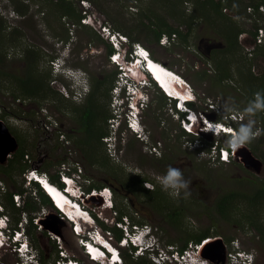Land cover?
Returning a JSON list of instances; mask_svg holds the SVG:
<instances>
[{
  "label": "rangeland",
  "instance_id": "rangeland-1",
  "mask_svg": "<svg viewBox=\"0 0 264 264\" xmlns=\"http://www.w3.org/2000/svg\"><path fill=\"white\" fill-rule=\"evenodd\" d=\"M76 1L83 16L84 7L81 2ZM238 1L242 6H248V15L245 14V9L240 13V10L229 8L225 13L227 17L220 19L232 22L245 31L240 39L243 40V44L240 41L242 48H236L231 55L222 52L218 54L215 51L207 55L206 44L227 43L215 29V25L210 24V19L198 18L191 33L186 25H182L184 32L189 33L188 43L179 38L173 46L165 47L155 40L153 27L150 26V21L145 19L146 15H153H141L143 10L154 3L155 10L160 15L172 25L178 26L180 20L176 17H182L183 10L188 14L196 13V6L191 2L184 5L180 3L176 11L170 8L173 4H166L164 0H88L91 15L96 23L107 22L120 34L124 33L118 26L126 30H133L135 26V41L151 51L154 59L165 63L191 84L197 95L194 104L196 110L207 111L209 116L217 120L237 112L244 121L242 112L222 113L221 106L227 102L234 103L238 109L243 108L249 96L248 84H251H245L244 78L248 77L251 82L259 83L252 79V75L259 78L264 74V50L254 46L251 34L255 24L264 27V14L263 19L258 20L259 16L254 15V9L249 7L252 0ZM23 2L24 0H0V21L7 25L3 31L7 40L0 44L1 52L6 54V57L2 56L3 62L0 63V72H4L3 77H0V118L4 111L8 112V116L2 119L19 144L17 151L8 161L4 165L0 164V191L6 207L5 212L13 227L17 225L15 221H19V218L24 222L25 218L30 219V216H38L44 209L49 210V219L45 221L46 229L61 232L63 247L69 251L71 257L82 261L83 264H91L87 256L79 253L75 234L66 229L70 224L60 219L49 209L50 206L41 203L32 182H28L24 175L30 169H39L49 177H59L63 160L71 164L78 161L84 169L78 183L83 185L85 193L80 197L75 188L72 198H80L84 206L82 208H88L95 217L96 226L111 230L115 238L117 234L114 228L117 227L115 223L119 219L120 211L117 206L114 211L104 209V200L92 194L93 185L112 190L114 203L117 201L119 208L127 212L125 216L132 221V225L151 227L150 234L155 236V241L160 247L154 250L155 257L160 252L171 249L169 247L174 250L183 249L191 236L208 230L211 237L222 238L226 245L239 246L241 250L252 253L257 264H264V200L258 206L251 205V199L264 187V169L244 165L240 150L237 157L241 159L231 163L210 161L207 155L210 142L219 141L222 145L226 143L227 137H216L199 129L195 134L187 132L172 113L174 104L168 98L164 100L162 92L155 86L147 90L150 104L141 117L147 133L145 141L132 133L124 120L113 124V88L118 78V68L109 58L107 40L93 28L94 26H84L69 17H62L61 8L52 0H25L28 11L21 14L17 5ZM9 38L12 40H8ZM31 52L33 54H30ZM29 59L37 62L35 66L39 70L38 74L51 73L50 87L68 98V101L62 100L61 97H58L61 102L15 98L14 94L18 93L15 78L27 76L30 69ZM221 59L227 65L233 61L231 66L228 65L231 67L232 77L219 83L216 80V65L218 60L222 63ZM55 61L60 65L65 64L63 68L66 74H61L62 67L58 73L53 71L51 62ZM69 70L84 71L87 78L83 76L77 80V74L70 73ZM76 82L84 86V89H91V95L84 96L82 100H75L72 87L76 86ZM98 85L103 91L98 94L100 111L103 116H108L107 122L103 119L100 124L108 131V136L113 137L112 143L107 136L102 139L101 144L96 143V140L94 142L92 136L85 131L75 132L83 123L79 114L89 103L87 101L93 98ZM109 88H112V91L108 92ZM210 103L216 106V110L209 107ZM50 118L56 121L57 129H45L43 123ZM243 121L230 122L237 128ZM260 121L256 116V128L260 134L246 146L262 162L264 168V123ZM86 128L88 130L87 126ZM92 143H95V146ZM23 149L26 154L24 160L19 161L24 165V169H15L18 166L20 168V165L13 164L15 167H12V163ZM169 166L182 169L185 178L191 181L188 189L190 194L181 192L179 196L174 197L162 190L158 177L163 175ZM6 169L11 173H6ZM143 178H149V181L141 185L140 180ZM146 184L148 187H154L153 191L158 190V193H145L143 188L148 189ZM9 193H13L14 202L16 195L22 196L20 203L15 204L24 209L13 210L7 199ZM231 193L238 196L236 204L227 215H223L218 209L219 203ZM27 202L36 206L35 210L28 211ZM82 212L85 215L79 218L80 224L90 219L88 212ZM8 226H11L9 222ZM29 227L31 234L28 241L39 254V258L47 264H55L58 254L48 233H39L38 228L31 227V224L25 228ZM192 243L196 242L190 240L187 247ZM5 250L0 251L3 264H17L18 255L9 249ZM122 252L123 257L126 256L124 264H156L146 254L141 257L131 255L129 250ZM199 260V264L204 263Z\"/></svg>",
  "mask_w": 264,
  "mask_h": 264
},
{
  "label": "clouds",
  "instance_id": "clouds-1",
  "mask_svg": "<svg viewBox=\"0 0 264 264\" xmlns=\"http://www.w3.org/2000/svg\"><path fill=\"white\" fill-rule=\"evenodd\" d=\"M85 1L88 2V0H79V2L82 3L83 7L84 8L86 7L90 12L91 6H89V2L84 4L83 2H85ZM262 7H264V6H262ZM90 14H91V12H90ZM92 17H94V16L92 15ZM86 26H91V27L94 26L93 28H96L95 23H93V22L89 23ZM97 31H99V30H97ZM100 31H99V33H100ZM241 38H243V34L241 35ZM104 39L107 40L108 45H111L109 43L108 39H106L105 37H104ZM120 42L122 44L119 47H113L111 45L113 47L114 51L109 54V56L115 55V57L117 58L116 61H112L111 59L110 60H111V63L118 68V71H117L118 78H117L116 84L113 88V91L115 93H113L114 94V100H113V112L114 113L112 116V120H116L115 122H117L119 120H122V121L124 120L127 128L132 133H134L137 137L139 134L140 137H138V138L141 139L142 141H145L146 140L145 136L147 135V133H145L141 117H142L143 113L146 112V110L148 109L149 104H150V96L147 94L148 88H152L154 86L156 88H158L159 91H161L162 94L166 98L171 99L173 101L174 108L175 109L177 108V110H180V111L182 110V108L186 104L193 106L194 103L197 101V95H196L195 91L192 89L191 84L189 85V82H187V79L185 77H183L181 74L174 71L173 69H170L172 71L171 72L172 73V76H171L172 79L170 81H172L176 87L183 88L184 91L189 92L191 94L186 95V96H188V98H184L183 96L177 97L176 94H172L171 92H169V90L166 89L162 85V83L159 82V80L153 74V72L149 66V62H150L151 58L154 61H158V62H161V61L154 59L151 51H150V53L149 52H145V53L143 52L141 55H136V53L133 51V49H134L133 43L131 45V42L124 41L121 38H120ZM130 45H131V49L129 51L128 48ZM148 55H150V56H148ZM138 60H140L139 65L137 64ZM64 65L65 64H63V65L61 64V67H62V70L60 71L61 74H66L65 68H63ZM136 65H138V66H136ZM140 71H142L147 77L143 83L142 82L140 83L136 77V72H140ZM69 72L70 73L73 72V74H77L76 75L77 80H79L80 77L83 78V76L84 77L86 76L85 78H87V75L84 71L69 70ZM75 85H76L75 86L76 90L82 92L85 97H87L90 94L91 89H89L88 87L84 89V86H81V84H79L78 82H76ZM169 85L170 84H168V87H169ZM115 87L117 88V90H115ZM129 93L133 94L135 96L130 95ZM131 96H133L134 99L130 102ZM136 97L138 99L137 102H135ZM178 102L180 103V107H177ZM221 110H222V113H230V112H234V111H240L244 115V121L236 128V130L231 135H229L227 137V140H226V147H228L230 150L236 151L238 148L245 146L246 144L250 143L257 135L260 134L259 130L256 128V116L258 113H264V92L255 93L254 98L252 100H250L243 108L238 109L234 103H227L226 102L221 106ZM0 119H2V118H0ZM130 122L132 123L134 128L131 125H129ZM212 130L213 131L216 130L215 124H213ZM107 137H108V139H110V143H112L113 137H111V136H107ZM105 142H106V140H105ZM41 172L42 171H40L39 169H36V171L33 173V181H32L33 187L35 184L44 185L43 183H41L39 181V179H41L40 176H42ZM45 181H49L50 183L55 184L56 187L60 188L63 191L67 190L71 187L78 188L79 187L78 185L80 184V183H78V180L75 181L74 179H72V180L68 179L67 181H65L64 179H62L61 174H59V181L61 182V185L52 182L50 180L49 176L45 177ZM158 182H159L162 190L168 192V194L171 196H174V197L179 196L181 194V192H183L185 195L190 194L188 189H189V185H190L191 181H189L188 179L185 178L184 173H183L181 168L169 166L167 168V170L163 173V175L158 177ZM42 185L41 186L39 185V186L44 188V186H42ZM146 186L148 189H151V190L154 189V187L153 188L148 187L147 184H146ZM91 189H93V191H94L92 193L93 195L100 196L101 198L103 197V195L100 194V192L103 191V189H101V188L100 189L91 188ZM104 189H105V191H107L106 188H104ZM111 191H107L109 194V196H108L109 198L112 197ZM113 201H114V199H113ZM75 204L80 208V210L84 211V209L80 205H78L77 203H75ZM0 205L2 206V208H0V217H2L4 214H6V212H5L6 207L4 205V202L2 201L1 193H0ZM115 207H116L115 203L113 202L112 205L109 203H106V204L104 203L103 208L107 209V210H111V211L113 210L114 211ZM75 210L77 212H79L76 208H75ZM88 211H89L88 213H89L90 219L88 221H83L84 224L83 223H81V224L89 226V229H94L95 227L100 229L101 232L104 234V239L101 241L95 240V242H94V240L90 239V237L86 234V231H85V233H74L73 232V234H75L76 239H77V247H78L79 253L81 255H83V254L84 255H92V257L94 259H97V258H95L93 253H91L92 251L90 252L91 247H94L97 250H99V247L96 246V244H98L99 246L102 245L101 243L103 241H105V235H106V232L108 230L97 227L95 217L92 215V213L89 209H88ZM60 212L62 214H64V217L66 216L65 217L66 222L70 224V226L66 227V228L72 229V226H74L77 222L75 220H73L72 217H70L69 215H65V213H64L65 211L61 208H60ZM79 215H80V212H79ZM119 220H121V219H119ZM131 222L132 221H130V220L126 221V223H128L129 225L132 224ZM9 223L11 225V228H13L12 221ZM117 223H118V221L115 223L117 228L119 230H121L120 229L121 227H119ZM8 227H9L8 222H6V224L4 225V230H6ZM136 232H137V235L139 236V238H141V240L135 242V244L138 246H142V248L145 251L151 252L152 254H155L156 251H153L152 247H155L156 249H158L160 247L157 245V242L155 241V236L150 234L151 231L145 229L144 227H140L139 229L136 230ZM121 233H122V231H121ZM10 234L12 236L13 232H11ZM80 236H82V237H80ZM122 236H123V233H122ZM122 236L120 238L119 237H116V238L121 242ZM1 239H3V241L6 242V240L4 238H0V240ZM127 239H128L127 242L122 243L123 245L134 243V242H132V240H130L129 237ZM208 239H206V240H208ZM20 240H21V237L18 236V240L15 242H18ZM84 240H86V241H84ZM119 241L116 243H120ZM0 243H2V242L0 241ZM233 247L234 246L231 245V249H233L234 251H237L240 249L239 247H234V248ZM68 253H69V251H68ZM63 257L64 258H62V259H61V257L60 258L58 257V258L62 262L67 261L70 258H72L71 254H65V256H63ZM102 257H107L109 261L111 260L113 262V264L115 263L114 259H116V255L114 256L113 259L110 257V255H107V256L102 255ZM167 261L174 263V260L170 259V258H167Z\"/></svg>",
  "mask_w": 264,
  "mask_h": 264
},
{
  "label": "trees",
  "instance_id": "trees-1",
  "mask_svg": "<svg viewBox=\"0 0 264 264\" xmlns=\"http://www.w3.org/2000/svg\"><path fill=\"white\" fill-rule=\"evenodd\" d=\"M29 1V0H27ZM171 4H173L170 8H173V10L177 11V6L181 3L182 5L186 4V3H193L196 9V13H191L188 14V12H184L183 10V14L182 17H176L177 19L179 18L180 20V24L178 26H174L171 23H169V21L162 15L159 14V12H157L155 10V5L153 3L152 6H148L145 10H143L141 13L142 17L145 15V13H150L153 16L151 17L150 15H146L145 19H148L150 21V26H152L153 30L152 32H154V38L157 42H159L160 38L162 37V35L164 34H168L169 36H171L172 34H176L178 37L177 39L179 40V38L182 40V42L184 41L185 43H188L189 40V33L192 32V29L195 25V23L197 22L198 18H203L205 17L206 19H210V24H212L213 26L215 25V29L218 30L220 32V34L222 35V37L225 39V41L227 42L225 44L226 48L222 49V50H215V53H224L225 55H231L233 53V51L237 48H242L241 46V42L243 44V41L240 40L241 35L244 34V30L241 28H238V26L234 25V23L232 22H228V21H222L220 18H225L224 16H226V12L228 11L229 8L234 9L235 11L240 10V13H242L245 9V14H247L246 10L247 7L242 6L241 2L239 3L238 0H164ZM52 2L59 8H61L62 11V17H69L71 20L77 22V23H81V12L79 11L78 7H77V1L76 0H52ZM79 2V0H78ZM168 5V6H169ZM264 6V0H252L250 3L249 7H252L251 9H254V15H258L259 17L257 18L259 19H263V13L260 11V7ZM17 10L19 13L21 14H25L26 11H28V6L24 0L23 3L18 4L17 5ZM175 8V9H174ZM243 8V9H242ZM171 10V12L173 11ZM186 10V9H185ZM175 11V13H176ZM187 11V10H186ZM185 13V14H184ZM189 15H187V14ZM248 15V14H247ZM227 17V16H226ZM182 25H186L187 29H188V34L184 32ZM7 27V25H4V22L0 21V44L3 43V41L7 40L6 36L4 35L3 31L5 30V28ZM135 27V26H134ZM133 27V30H134ZM263 26L259 25V24H255L254 26V31L251 32L252 34V38H253V43H255L254 39L256 38L257 34H258V30L259 28H261ZM118 29H120V31H123L124 34H126V36L129 37V39L131 38V43L136 42L135 37H134V32L133 30L129 29L126 30L124 27L122 26H118ZM7 35V34H6ZM11 38H9L8 40H10ZM12 40V39H11ZM177 41V40H176ZM241 41V42H240ZM176 43V42H175ZM256 48H262L264 50V45H260V46H256ZM2 51V47L0 48V63L3 62L2 56L4 55L6 57V54H4ZM114 51L113 47L111 45H108V52L109 54L112 53ZM257 52V51H256ZM231 53V54H230ZM30 54H33V52H31ZM264 54V53H263ZM153 55V53H152ZM154 57V56H153ZM227 57V56H225ZM231 57V56H230ZM229 57V58H230ZM213 59V58H212ZM215 60V59H213ZM222 63L219 62V60L217 61V65H216V75H217V82L221 83L225 80H229L232 77V70H231V64L233 63V61L229 62L230 66L227 65V63L224 62L223 59ZM37 62H35L34 60H30L29 59V64H30V69L29 72L27 74V76H19L16 77L15 80L17 82L16 84V89L18 90V93L14 94L15 98H27V99H32V100H38L39 102L42 101H58L61 102L60 99H58V97L62 100L68 101V98H65L62 94H60L59 92L55 91L54 89H52L50 87V77H51V73L49 74H42V73H37V71H39L37 69V66H35ZM250 74L252 75V70L251 68L249 69ZM4 74V72H0V77ZM9 78H12L11 76L7 75ZM7 76H4V78L6 79ZM50 76V77H49ZM3 77V76H2ZM1 77V78H2ZM0 78V79H1ZM252 79L257 80L259 83H257L256 81H250L249 78H244V80L247 82H244L245 84H248V94L249 96H247L248 100L247 103L252 100L254 98V94L257 92H264V74L262 76H260L259 78L254 77V75H252ZM102 82H100L101 84ZM96 92L97 94H95L96 92H94V96H92L93 98L89 99V103H92V107H93V114L91 115V119H89V122L87 123V117L84 118V128H86V126L88 125V134L91 137V139H93V141L96 143L97 142H103V138H105L106 136L109 135L108 131L105 130L103 128V126L100 124L101 121L107 122L108 120V116H103L100 108L99 107V93L103 92L101 91V86L98 85L96 87ZM112 91V88L108 89V92ZM164 96V95H163ZM58 99V100H56ZM164 100H166L167 98L164 96L163 98ZM65 106V105H64ZM63 106V107H64ZM194 106V105H193ZM87 110V108L85 107L82 111ZM92 111V110H91ZM86 115V113H85ZM6 116H8V112L4 111V113L2 114V118H5ZM257 117L262 121V123H264V113H258ZM104 119V120H103ZM93 120H94V127H93ZM260 121V122H261ZM94 128V129H93ZM185 133V132H184ZM91 142V141H90ZM89 142V143H90ZM215 141L210 142V144H214ZM102 144V143H101ZM93 146H95V143L93 144ZM26 154V150H22L21 153L19 155H17V159L13 161L12 163V167L13 164L20 165L18 167H15V169H24V165L21 163L20 164V159L24 160ZM65 161V160H63ZM62 161V162H63ZM95 161V160H94ZM235 161V160H234ZM15 162V163H14ZM6 173H11L8 171V169L5 170ZM149 178H143L140 180L141 185H143L142 183L149 181ZM50 180L56 184H60L61 182L59 181V177H55V176H51ZM63 185V184H62ZM35 189H36V194L37 196H39V199L41 201V203L43 205H48V206H52V201L49 198V196L43 191V189L38 185L35 184L34 185ZM92 188H99V186L97 185H93ZM143 188V187H142ZM144 192L147 193L148 195L150 194H157L158 190L153 191L151 189H145L143 188ZM116 191V190H115ZM1 193V191H0ZM117 194V191L115 192ZM7 199H8V203L9 205L13 208V210L15 211H19L23 208L17 207L14 200H13V193H9L7 195ZM237 195L231 193L230 195L225 196L221 202L219 203L218 209L220 210V212L223 215H227V213L229 211H231V209L234 207V205L236 204V199H237ZM262 200H264V187L262 189V191H260L258 194H256V196L254 198L251 199V205L254 206H258L260 205V203L262 202ZM30 202H27V206L26 209L28 211L31 210H35L36 206L30 205ZM118 202H115V206L118 207L119 211H120V216L119 219H121L122 217H124L125 215H127V212L124 211L123 209H120L118 206ZM25 212V211H24ZM175 214H178V212H175ZM174 214V215H175ZM180 214V213H179ZM16 220V218H14ZM18 225V222H20V218L19 221H15ZM15 225V226H17ZM35 227L33 225V222L31 220V227ZM29 235L31 234V230L30 227L27 228ZM117 237H121L122 233L121 230H119L117 227L114 228ZM118 231V232H117ZM120 232V233H119ZM210 232L207 230L206 232H203L199 235H194L193 237L191 236L190 240L194 241L196 243H201V241L207 237H209ZM189 239L186 241L183 249H185L187 247L188 242L190 241ZM55 249H57V246H54ZM124 258L126 260V256L124 255Z\"/></svg>",
  "mask_w": 264,
  "mask_h": 264
},
{
  "label": "built area",
  "instance_id": "built-area-1",
  "mask_svg": "<svg viewBox=\"0 0 264 264\" xmlns=\"http://www.w3.org/2000/svg\"><path fill=\"white\" fill-rule=\"evenodd\" d=\"M84 4L88 3V2H83ZM261 11L264 14V7H261ZM95 23V25L100 27V34L105 37L106 39H108L109 43L113 46V47H119L122 43L120 42V38L123 39L124 41H130L129 37L124 35V34H120L118 32H116L113 27H111L110 25H108V23H103L101 21H98L96 23V21L94 20V18L92 17V15L90 14L89 10L85 7L83 10V16L81 19V23L84 25H88L89 23ZM120 37V38H119ZM177 35L176 34H172L171 36H169L168 34H164L162 35V37L160 38L159 42L160 45L165 46V47H171L175 44L176 40H177ZM255 43L254 46H260V45H264V27L259 28L258 30V34L256 36V38L254 39ZM134 49L133 51L136 53V55H141L143 52H149L150 51L144 47L140 42H134ZM253 55V54H250ZM115 57V55L109 56V58L112 61H116V59H113ZM163 66H166L167 68H169L165 63L160 62ZM52 66H53V71L58 73L59 69L61 68V65L59 62L55 61V62H51ZM171 69V68H169ZM188 82V81H187ZM190 85V83H189ZM72 91H73V97L75 100H82V98L84 97L83 93L80 91H77L75 86L72 87ZM193 89V88H192ZM115 90H117V88L115 87ZM67 95V93H66ZM70 97V96H68ZM133 96L130 97V102L133 100ZM171 101V103L173 104V101L171 99H169ZM195 104V103H194ZM144 105V104H143ZM177 107H180V103L178 102ZM209 107L212 110H216V106L213 105L212 103L209 104ZM172 109L174 111H172L173 115H175V117L178 119L181 127H183L187 132H190L191 134H195L196 130H202L201 132H205L207 134H211L214 135L216 137H220V136H226L228 137L229 135H231L236 128L234 127V125L230 122L231 120H233V122H241L243 121V117L240 116L239 113L234 112L231 113L230 115H227L224 119H214V117L209 116L207 113V111H202V110H196L195 106H191V105H184V107L182 108V110H177V108L175 109L174 107H172ZM207 112V113H206ZM219 113V111H216ZM113 124L115 123L116 120H112ZM44 127L46 130H53L54 128L57 129V123L56 121H54L53 119H49L44 121ZM213 124L216 125V130L213 131L212 127ZM129 125H131L133 128L134 126L132 125V123L130 122ZM138 137H140V135L138 134ZM216 143V144H215ZM246 146V145H245ZM244 147V146H242ZM154 149H157L156 147H154ZM237 151V150H236ZM236 151L230 150L228 147H226V143L225 144H220L219 141L214 142V144L210 145V148L207 151V155L209 157V160L215 163H231L232 161L237 159L236 156ZM83 166L81 165L80 162L76 161L73 162V164L67 162L66 160L61 162V167H60V174L62 179H64L65 181L72 180L74 179L75 181H77L79 179V177H81L83 175ZM36 171V169H31L29 171H27L25 173V176L28 178V182L33 181V173ZM41 175L46 177L48 176L47 173L45 172H41ZM43 183V182H41ZM79 187L77 188V195L82 197V195L85 193L84 187L83 185L79 184ZM149 186V185H148ZM21 195L18 194L16 196L15 202L16 203H20L21 201ZM52 201V200H51ZM58 204L57 202H55V205L52 202V206L49 209H52L57 216L62 219L64 222H66V219L64 217V215L60 212V207L57 209ZM0 208H2V206L0 205ZM22 208V207H21ZM46 209H44V211H42L38 216H30L29 218H25L24 222L21 219L20 222L18 223L17 226L11 228L8 227L6 230H4V225L6 224V222H11L10 217L7 214H4L2 217H0V238H4L6 240V242L3 241V239H1L0 241L2 243H0V251L3 249L6 250H11L12 252H14L15 254L18 255L17 264H47L43 259L41 260L39 258V254L35 251L34 247L32 246V244L30 243V241H28V237H29V233L26 227V225L31 224V220L33 222V225L35 226V229L38 228L39 233L42 234H46L48 233L49 239H51L52 243L54 244V246H57L58 249L57 250V254L58 257L61 259L64 258L63 256H65V254H69L68 251L66 250L65 247H63V236L61 235V232H57L54 231L52 229H46V225H45V221H47L49 219V210L45 211ZM84 211L89 212L87 210V208L84 209ZM65 215H68L66 212H64ZM20 224V226H19ZM25 224V225H24ZM119 227L122 226V223L118 222L117 223ZM19 226V227H18ZM50 226V225H49ZM136 228H139L138 226H136ZM67 230H69L71 233H85L90 237V239H93L94 242L95 240H100L101 238L104 239V234L101 232L100 229L98 228H94V229H89V226L87 225H77V223L72 226L71 228H66ZM11 232H13V235L11 236ZM129 235V234H128ZM18 236L21 237V240L18 242H15L18 240ZM82 237V236H80ZM12 238V239H11ZM127 233L124 234L122 236V241L120 242L117 238H115V236H113L112 231L108 230L106 232L105 235V241H103L102 243L107 242L109 244V242H112L113 244H115L116 242H120V244L127 242ZM129 238H131L130 240H132L134 243L137 242V238L133 239L131 236H129ZM86 241V240H84ZM208 240L206 241H202L201 243H195V244H190L188 247H186L185 249H181V250H174L173 247H169L173 250L172 253L167 254L166 252L162 251L158 254V256H154L151 252H149L148 254L144 251V249L141 247L140 248V254H146L149 256V258H151L152 260H154L156 262V264H169L167 261V258L170 259H175L178 261H184L185 264H189V260L192 259L191 257L194 255H199L200 252H202V248L204 246V243H206ZM96 246L99 247V250L102 251L103 255H106L105 251H104V247L109 250V247H106L104 245L99 246L98 244H96ZM234 247H239V246H235V244L233 245ZM233 247V248H234ZM60 248V249H59ZM5 250V251H6ZM91 252V250H90ZM92 253V252H91ZM57 259L55 261V264H62V263H67V261H60V259ZM73 258V257H72ZM70 258V259H72ZM75 258V257H74ZM112 259L114 258V256L112 255L111 257ZM228 259L230 261V264H252L253 263V254L249 253V252H245L244 250H237L234 251L233 249H231V251L228 254ZM114 261H116V259H114ZM78 264V262L76 261H70L69 264ZM0 264H3L2 262V258L0 257ZM155 264V263H153Z\"/></svg>",
  "mask_w": 264,
  "mask_h": 264
},
{
  "label": "bare ground",
  "instance_id": "bare-ground-1",
  "mask_svg": "<svg viewBox=\"0 0 264 264\" xmlns=\"http://www.w3.org/2000/svg\"><path fill=\"white\" fill-rule=\"evenodd\" d=\"M148 56H150V55H148ZM137 64L138 65L140 64V60L137 61ZM138 65H136V66H138ZM149 66H150V69L152 70L153 74L159 80V82L162 83V85L166 89H168L169 92H171L172 94H176L177 97L183 96L184 98H188V96H186V95L191 94L189 92L184 91L183 88L176 87L173 84V82L170 81L172 79L171 78V76H172L171 72L172 71L169 68H167L166 66H163L158 61H154L152 58L150 59ZM137 73L138 72H136V75H137ZM168 84H170L169 87H168ZM130 95H133V94H130ZM133 96H135V95H133ZM137 101H138V99L136 97L135 102H137ZM238 151H239L240 155H242L244 157V155H245V154H243V152H245L244 148L243 149H242V147L238 148L237 151H236V156H237V154L239 155ZM40 177H41V179H39V178L38 179H39L40 182H43L44 185H42V184H39V185L40 186L41 185L44 186L45 189L43 187H41V188L49 196V198L52 200L53 204L55 205V202H57L58 206L61 209H63L67 214H69V216L72 217V219L75 220L78 225H80V223H79L80 219L79 218H82V215H85V214L82 212V210H80V208L75 203H77L81 207H84V206H83L82 200L80 198H76V199L72 198L73 197L72 193L75 192V188L71 187V188L63 191L60 188L56 187L55 184H52L49 181H45V177L44 176H40ZM106 189H107V191H111L109 188H106ZM103 191H101L100 194L103 195L102 198L104 200V203L106 202V203H109V204L112 205L113 202H114L113 201V193H112V191H111L112 197H110V198L108 197L109 196L108 192L105 191V189H103ZM16 196H15V199H16ZM98 198L101 199L100 196H98ZM59 207H57V209ZM75 208L80 212L81 216L79 215V212H77L75 210ZM58 210H60V209H58ZM127 220H129L127 216H125L123 218V220H122V218H121V220L118 219V222L122 223V226H121L120 229H121L123 235L127 233L128 237L131 236L133 239L138 237L137 241H140L141 238H139V236L137 235V232H136V230L139 229L140 227L136 228L135 225H132V224L129 225L128 223H126ZM143 227L145 229L151 231V227H148V226H143ZM101 240H103V239L101 238L100 241ZM212 242H214V241H212V239H208V241L204 244L205 247L208 244L212 243ZM101 244L106 246V247H109V250H107L104 247V251L106 253V256L110 255V257H112V255L113 256L116 255V261H115L114 264H124L125 258L123 257L122 250H129L131 255H134V256H141V257L143 256V257H145L144 254H140V251H141L140 248L142 246H138L135 243L123 245V244H120V243L113 244L112 242H109V244H108L107 242H105V243H101ZM203 248H204V246H203ZM152 249L154 251L156 248L152 247ZM91 251H92L93 255L95 256V258H97V259H94L92 257V255H85V256H87V259H88L89 263H91V264H113V262L111 260L109 261L107 257H102L103 254H102L101 250H97L96 248L91 247ZM172 252H173L172 249H167L166 250L167 254H170ZM201 256H202V252H200L199 255L192 256L191 257L192 259L189 260V264H199L200 263L199 259H201ZM72 260L78 262V264H83L82 261H79L78 259H76L74 257L72 259L67 260L66 264H69V262L72 261ZM173 260H174V263H171L170 261H168V263L169 264H185L184 261H178V260H175V259H173ZM202 261L205 262L206 260L201 259V262ZM63 264H65V263H63ZM73 264H75V263H73Z\"/></svg>",
  "mask_w": 264,
  "mask_h": 264
},
{
  "label": "water",
  "instance_id": "water-1",
  "mask_svg": "<svg viewBox=\"0 0 264 264\" xmlns=\"http://www.w3.org/2000/svg\"><path fill=\"white\" fill-rule=\"evenodd\" d=\"M95 27L97 30L100 31V27ZM222 46L223 44L220 43L216 47L220 48ZM18 147L19 144L17 139L13 136L7 124L2 119H0V164L4 165L8 161V159L13 155V153L17 151ZM244 150L245 156L242 159L244 161V165H246L247 167L252 166L256 169L263 170L264 168L262 162L253 155V152L247 146L244 147ZM237 159L241 158L237 157ZM218 246L223 249L225 248L224 242L221 238L218 239L216 242L208 244L206 247L204 246V248L202 249V255L204 252L209 253L212 250L217 249Z\"/></svg>",
  "mask_w": 264,
  "mask_h": 264
},
{
  "label": "flooded vegetation",
  "instance_id": "flooded-vegetation-1",
  "mask_svg": "<svg viewBox=\"0 0 264 264\" xmlns=\"http://www.w3.org/2000/svg\"><path fill=\"white\" fill-rule=\"evenodd\" d=\"M218 44H209V45H205L206 47H205V50H206V54L207 55H211V53L213 52V51H215V50H222V49H225L226 48V46L223 44V46L222 47H216ZM92 90H93V87H92ZM91 95V94H90ZM87 102H89V100L87 101ZM86 108H87V110H85V111H81V113L79 114V118L81 119V122L83 121V123H81L82 125H81V127H79V129H75V132H77V133H84V131H85V133L86 134H88V130H87V128H84L83 126H85L84 125V118L85 117H87V123L89 122V119H91L92 117H91V115L93 114V107H92V104L90 103H87L86 104ZM92 110V111H91ZM85 113H86V115H85ZM89 125V124H88ZM88 125H87V127H88ZM81 128V129H80ZM89 128V127H88ZM69 130L70 131H74V129H70L69 128ZM66 135H67V133H66ZM262 172V171H261ZM212 239V241H214V242H216L218 239H220V238H217V237H211L210 235H209V237H207V238H205V239H203L202 241H205L206 239ZM222 239V238H221ZM223 240V239H222ZM201 241V242H202ZM213 243V242H212ZM205 244V243H204ZM231 245V244H230ZM230 245H226L225 243H224V249L223 248H221L220 246H218L217 247V249H215V250H212L211 252H209V253H203V255L201 256V259H203V260H206V262H204V263H201V264H230V261H229V259H228V254H229V252H230V250H231V246ZM205 246V245H204ZM252 264H257L256 263V258H255V256L253 255V263Z\"/></svg>",
  "mask_w": 264,
  "mask_h": 264
},
{
  "label": "snow or ice",
  "instance_id": "snow-or-ice-1",
  "mask_svg": "<svg viewBox=\"0 0 264 264\" xmlns=\"http://www.w3.org/2000/svg\"><path fill=\"white\" fill-rule=\"evenodd\" d=\"M113 59H116L115 57Z\"/></svg>",
  "mask_w": 264,
  "mask_h": 264
}]
</instances>
